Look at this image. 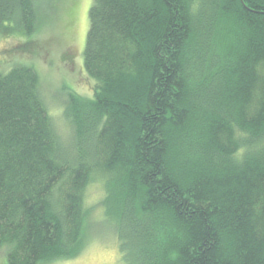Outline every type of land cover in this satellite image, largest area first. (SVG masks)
Instances as JSON below:
<instances>
[{"label": "trees", "instance_id": "1", "mask_svg": "<svg viewBox=\"0 0 264 264\" xmlns=\"http://www.w3.org/2000/svg\"><path fill=\"white\" fill-rule=\"evenodd\" d=\"M37 0H0L32 36ZM92 96L64 141L25 64L0 73V249L7 264L79 256L85 190L124 264H264V0H92Z\"/></svg>", "mask_w": 264, "mask_h": 264}, {"label": "rangeland", "instance_id": "2", "mask_svg": "<svg viewBox=\"0 0 264 264\" xmlns=\"http://www.w3.org/2000/svg\"><path fill=\"white\" fill-rule=\"evenodd\" d=\"M91 3L92 0H37L39 22L32 36L0 32V73L16 64L36 70L44 102L64 141L71 137L63 114L65 97L69 93L92 96L93 82L82 57ZM104 197L103 179L94 177L85 190L86 247L75 258L47 264H124L111 224L103 216ZM5 253L1 248L0 264H7Z\"/></svg>", "mask_w": 264, "mask_h": 264}]
</instances>
